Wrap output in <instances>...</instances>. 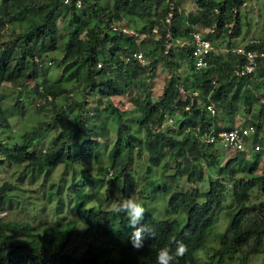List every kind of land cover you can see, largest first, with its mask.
<instances>
[{
	"label": "trees",
	"instance_id": "16d2710c",
	"mask_svg": "<svg viewBox=\"0 0 264 264\" xmlns=\"http://www.w3.org/2000/svg\"><path fill=\"white\" fill-rule=\"evenodd\" d=\"M73 1L65 3L63 0H0V83L7 80L16 84L18 78L24 75L28 67L20 68L18 63L20 59L28 58L30 66H40L44 54L61 47V56L53 58L55 66L61 73L62 69L67 71L66 78L81 82L83 90L97 95L99 100L100 97L123 93L130 87L143 85L144 77L138 79V66L131 59L124 61V57L138 50L140 43L145 40L141 38L136 42L135 38L129 36L117 23L123 15L134 13L135 2L140 5V11H145L153 1L154 7L164 2L165 9L160 13L161 24H157L155 28L157 40L154 46L144 53L153 55V67H148L152 76L156 61L166 67L170 75L154 101L150 95H145L140 101L137 98L132 99L142 104V108L139 103L135 105L141 109L136 121L144 128L142 139L137 138L129 130L119 110L108 105L107 110L110 112L108 113L112 114V119L116 123L113 129L114 140L107 151L110 165L108 171L111 170L112 174L115 168V174L103 175L104 196L98 198L95 209L86 206L92 198L91 194H87L81 185L71 182L76 199V215L84 225L82 230L75 231L82 244L80 254L64 248L65 240L73 230L71 225L64 224L61 229L54 232L58 236L62 235L64 239L60 245H56L53 243L54 235L43 231L39 237H35L27 222H11L0 215V264H157L156 256L161 247L169 245L173 251L175 250L174 239L182 241L187 246L185 255L178 258L179 264H208L206 261H199L195 252L205 244L207 233L221 208L225 197L226 177L232 180L230 192L233 203L225 210L229 217L228 224L218 236L216 246L212 248L209 256L222 262L224 256L240 249L243 251H241L243 257L256 253L264 241V200L249 204L248 191L256 187L264 192V166L261 168L262 172H254L258 156L257 160L248 163L244 160L242 151H235L236 154L221 166L217 158L219 154L215 152L213 143L196 140L192 132L186 130L187 127L195 128L199 125L201 133L213 125L205 109V103L208 101L232 114L233 102L238 99L236 94L248 93L251 90L250 86L259 88L264 85V61L256 68V75L251 77L236 76L234 69L240 64L241 58L225 51L222 56L216 50H211L208 54L209 66L206 68L196 69L192 64L189 31L207 28L206 35L210 40L240 34L238 9L244 0H196L199 7L187 12L186 17H183L177 8V0H112L110 5L107 4L97 9L98 12H94L96 16L104 17L105 25L102 27L94 24L85 30L82 27L85 22L75 12L76 6L73 5ZM65 9L71 10L67 22L70 28L61 33L58 32L56 20L63 16ZM24 18L27 22L26 29L22 35L18 34L20 37L14 34V44H7L2 38L5 36L6 26L12 25L15 19ZM144 27L145 25H142L137 32L149 33ZM82 29L84 34H81ZM8 35L10 36L9 32ZM256 39L258 42L250 47L264 50V36ZM59 40L61 44L58 43ZM179 40L187 42L179 44L177 43ZM156 48L157 52L154 53ZM181 65L191 72L183 81L178 80L175 74V70ZM118 71L122 72L119 81ZM35 74L36 68H33L28 76L33 77ZM212 79L214 84L211 83ZM37 85L34 84V90ZM39 85L43 94H50L52 97L47 103H51L57 96H65L66 87L59 83L43 82ZM178 86L187 93L196 92L191 102L188 99L184 102L177 99ZM233 86L234 93L227 95ZM38 96H41V93ZM174 100L177 101L180 110L175 125L176 131L182 133L181 137L172 134L171 126L155 129L162 122L163 110H169V104ZM83 101L81 99L73 102V105L78 107V112L69 118L63 113L65 109L72 107L71 103L67 106H57L50 118L51 121L38 122L30 130L22 133L20 141L14 142L11 146L0 138V157L8 163H23L30 168L44 169L54 168L58 164L89 163L92 158L98 160L97 150L100 147L98 139L107 137L108 133L104 118L106 115L100 117L98 110L96 113L88 112L83 107ZM185 103L189 104L186 110L182 107ZM242 105H246V109L249 110L250 99H242ZM14 107L18 113L24 114L25 106L20 98L14 103ZM248 121L255 126L249 141L252 147L258 142L260 120L256 116L255 120ZM6 123V117L0 109V125ZM52 123L59 126L52 143L37 152L29 150L36 140L45 135ZM212 127L217 130L216 126ZM79 139L81 142L77 141ZM132 143L138 145V155L143 151L147 153L150 164H157L167 153L176 159L177 173L185 172L188 177L192 175L196 180H201L202 175L199 168L195 169L192 160L202 159L209 166H216L217 172V176L208 179V186L204 191L191 188L187 191L173 190L170 193L168 197L170 210L181 209L184 212L185 220L182 225L175 219H160L145 213L135 227L145 225L154 235L150 236L146 232L143 247L140 249L131 245L133 228L122 229L128 224L126 214H116L112 211L113 206L106 205L112 199L119 201L132 196L131 184L124 178H119V171L125 168L129 160L127 156L130 151L129 145ZM180 160L183 161V165L179 167ZM235 162L237 167H231ZM236 170L242 171L246 177L237 176L233 179ZM165 187V184H160L155 188ZM9 188V182L0 183V213L8 201ZM114 194L119 198H113ZM15 233L26 235L27 240H18Z\"/></svg>",
	"mask_w": 264,
	"mask_h": 264
},
{
	"label": "rangeland",
	"instance_id": "374dc122",
	"mask_svg": "<svg viewBox=\"0 0 264 264\" xmlns=\"http://www.w3.org/2000/svg\"><path fill=\"white\" fill-rule=\"evenodd\" d=\"M244 1L245 3L241 4L238 9L240 27L239 38L241 39L249 36L263 38L264 0ZM69 2L72 3L71 0H69ZM80 2L81 6L73 5L76 6L74 8L75 12L79 14V16L82 17V21L85 22L84 26H82L84 30L92 25L94 26V24H99V26L103 27L106 23L104 17L96 16L94 12H98L97 9L107 4L110 5L112 0H83ZM153 2L145 11H140V5L135 2L134 13L123 15L118 23L120 26H124V28L130 30V32H137L142 25H145L144 28L149 32L146 33V36H142L145 42L142 44L140 43V47L137 48L139 51L143 52L147 62L146 65L141 66L133 59L140 73L138 79L142 76L144 77L143 85L140 86L139 84L130 87L123 92L122 96L112 99V102L116 104V108L121 113L122 119L128 124L129 130L139 139H142L144 136V128L136 121L140 114L142 104L132 99L137 98V100L140 101L145 95H150L154 101L158 96L157 93L161 92L164 83L170 75L166 67L160 65V63L156 61L154 63L153 77H151L152 73L149 68L150 66L153 67V55H145L144 53L148 48H152L157 40V32L153 30L157 28V24H161L160 19L162 18H160V13L165 9L164 2L158 7H154L155 3ZM177 3H179V8L181 9L180 13L183 17H186V13L194 9L192 8V3H194L193 0H177ZM48 4L50 5V3ZM189 8L192 9L189 10ZM70 13V9H65L63 16L56 20L58 32L64 33L70 28L67 24ZM179 19L181 20V18ZM152 21L153 24L151 25ZM26 27L27 22L25 18L15 19L12 25L8 24L6 26L5 36H2L3 40H6V43L9 45L14 44V34H16V36H19L18 34L22 35ZM84 30L81 34H84ZM225 38L226 36H223V38L217 37L211 40L214 50L222 56L225 54L223 51L224 44L222 43ZM58 43L61 44V40H59ZM156 52L157 48L154 53ZM61 53V47L48 51L42 56L43 62L40 66H30L28 64V58L20 59L18 61L20 68L23 69L24 66L28 67L24 75L18 78L16 84L10 83L7 80L0 83V97L2 96L0 98V109L2 114L6 117L7 122L5 125H0L1 140L8 146H11L16 141H20L22 133L30 130L40 121L48 122L53 112H55V108L63 105L67 106L71 103L72 107L70 109H65L63 114L66 115L67 118L72 117L75 112H78V107L73 105V102L81 99L84 100L83 107L88 112L93 111L96 113L98 110L100 112V117L106 115L104 118L106 120L105 125L108 129L107 137H100L98 139L100 142V147L97 150L98 160L92 158L89 163L75 162L68 165L58 164L54 168L44 169L30 168L23 163H8L4 158L2 159L0 157V183L2 181L10 183V188L8 190L9 198L0 215L11 222H27L35 237H39L43 231L54 235L53 243L56 245H60L64 239L62 235L58 236L54 234V232L61 229L64 224L71 225L73 230H71L69 238L65 240L64 248L67 250H74L75 254L78 255L82 250V244L75 231L82 230L84 225L80 223L76 215V199L71 182L81 185L87 194H91L92 198L86 206L95 209L98 205V198L104 196L105 183L102 177L104 174H108L107 171L110 169L108 168L110 165L109 159L107 158V151L114 140L115 134L113 129L116 127V123L112 119V114H109V110L103 108L101 102H96L92 94H88L83 90L81 82L66 78L67 71L62 69L63 73H61L60 69L55 66L54 59L59 58ZM48 60L52 61L47 63ZM33 68H36V74L30 77L28 74L31 73ZM190 73V70L184 65H181L175 70L178 80L181 81H183L184 78H188ZM43 82H55L66 87V97L57 96L53 98L51 103H42V107H36L37 99L34 95V84L37 83L39 85L43 84ZM233 88L234 86L229 90L227 95L234 93ZM250 89L251 90L246 94L242 92L236 94L238 99L233 102L234 110L232 112L236 113L234 116L233 114L229 115V112H226V109L221 108V106L220 108L216 107V113L220 119L230 118V122H227L228 124L243 122L245 121V116H249L251 120H255L256 116L258 117L260 120V127L257 131V143H259L263 151L259 154L258 152H254L255 154L252 152L251 154L244 155L243 158L250 163L258 156L254 172L260 173L262 172L261 168L264 166V85H261L259 88L250 86ZM19 98L25 106L24 114L18 113L17 109L14 107V103ZM245 98L250 99L251 105L249 110L251 111L246 109V105H242V99ZM137 103L141 105L140 108L135 106ZM221 121L223 120L218 121L220 125H222ZM172 123L167 125L164 124V126H171L172 134L176 137H181L182 133L176 131V125ZM58 131V124L52 123L51 127L46 130L45 135L41 139L36 140L29 150L37 152L50 145L53 141V137ZM251 135L252 133L249 135V138ZM77 141L81 142V139ZM129 147L130 151L127 156L129 160L124 166L125 168L119 171V178H124L126 182L130 183L133 187L131 197L137 198L143 202L146 208L145 213L155 218L167 220L175 219L179 221V225H182L185 220L184 212L181 209L177 211L170 210L168 205L170 193L173 190L187 191L191 188H197L199 191L206 190L208 179L217 176L216 166H209L202 159L192 160L195 169L199 168L201 170L202 178L201 180H196L192 175L188 177L185 172L181 174L177 173L175 171L177 168L176 159L167 153L157 164H150L146 152L143 151L140 155L137 154L138 145L132 143ZM213 148L215 152L219 154L217 158L221 166L236 154L235 151L224 149L219 143H213ZM178 160L179 158L177 161ZM182 165L183 161L180 160L178 166L180 167ZM231 167H237V163L231 164ZM105 168L107 171H105ZM115 171L114 168L110 175L113 176ZM237 176L246 177L240 170L235 171L233 179ZM84 180L86 183H83ZM225 181V197L222 201L221 208L218 210L214 223L207 233L205 244L195 252V255L199 261H206L208 264H264V241L256 253H252L246 257H243V251L241 249L224 256L222 262L218 261L217 258L209 256V253L213 250L212 248L216 246L218 236L228 224L229 217L225 214V210L233 203L231 198L232 192H230L232 180L226 177ZM160 184H165V189L155 188L160 186ZM248 194L250 199L249 204H256L264 200V192L256 187L251 188ZM113 198L118 199L119 196L114 194ZM116 202L118 201L112 199L108 202L109 204L107 203L106 205L108 207H114ZM106 205H103V207H107ZM132 228L133 226L128 223L127 226L122 229L130 230ZM15 235L19 238L18 240H27L24 234L15 233Z\"/></svg>",
	"mask_w": 264,
	"mask_h": 264
},
{
	"label": "built area",
	"instance_id": "2783aa9c",
	"mask_svg": "<svg viewBox=\"0 0 264 264\" xmlns=\"http://www.w3.org/2000/svg\"><path fill=\"white\" fill-rule=\"evenodd\" d=\"M65 2V0H63ZM68 3L69 0H68ZM80 0H74L73 4L76 6H80ZM208 31L205 29H192L188 33V39L190 43V51L193 67L196 69L206 68L209 66L208 63V54L211 50H214L210 37L206 35ZM186 40H179V44L186 43ZM258 40L254 37H246L242 40H238L237 36H232L230 38H225L223 40V51L229 52L231 54H235L240 56L241 62L234 69V74L236 76L241 77H251L256 75V68L260 65L262 61H264V50L259 48H251L250 45L256 44ZM136 60L137 63L141 66L146 65V59L141 51L136 50L133 51L130 55L124 57V61L128 60ZM51 61L48 60L47 63ZM211 83L214 84V79L211 80ZM38 93V94H37ZM41 93V96H38ZM41 85H37L34 95L37 99L36 107L42 105V103H47L52 100L50 94H43ZM196 94L195 91L192 93H187L181 86H178V95L177 99L180 101H186L187 99L191 102L193 96ZM174 100L169 104V110H163V119L159 126L155 127V129L162 128L167 124H175L177 118L179 117V106ZM183 109H188L189 104L185 103ZM205 109L208 111L210 116H214L216 114V107L211 102L208 101L205 103ZM186 130L192 132L193 137L197 140H200L203 143H219L221 147L226 150L232 151H242L244 154H249L252 150H258V144H255L253 148L249 145V135L254 133L255 126L249 122L248 120L245 122H234L229 125H222L214 130L212 126L208 127L206 131L200 133V126L197 125L194 127H187ZM111 174V170L108 171V175Z\"/></svg>",
	"mask_w": 264,
	"mask_h": 264
},
{
	"label": "clouds",
	"instance_id": "9594fccd",
	"mask_svg": "<svg viewBox=\"0 0 264 264\" xmlns=\"http://www.w3.org/2000/svg\"><path fill=\"white\" fill-rule=\"evenodd\" d=\"M65 3H68V0H65ZM253 146L254 145H252L251 148H253ZM258 146V150H252L249 154H251L252 152L262 153L263 150L261 146L259 144ZM112 211L116 214H126L128 223L133 226V232L130 237V242L133 248L140 249L143 247L144 234L146 232L150 236L154 235L151 229L146 227L145 225L135 227L143 219V215L146 211V208L141 200L132 197L122 198L115 203ZM174 242L176 243L174 251L169 245H165L164 247H161L159 249L156 256L157 264H174V262L175 264H179L178 258L185 255V253L187 252V246L182 241H175L174 239Z\"/></svg>",
	"mask_w": 264,
	"mask_h": 264
},
{
	"label": "crops",
	"instance_id": "0c3cea01",
	"mask_svg": "<svg viewBox=\"0 0 264 264\" xmlns=\"http://www.w3.org/2000/svg\"><path fill=\"white\" fill-rule=\"evenodd\" d=\"M193 2L194 3H192V8H194L193 10H195V8H197V7H199L197 4H196V1L195 0H193ZM245 3V1L242 3V4H244ZM181 4V3H180ZM177 8L181 11V9L179 8V3H178V5H177ZM192 8H189V10H191ZM192 11V10H191ZM119 23V22H118ZM117 23V25L119 26V27H122L123 29V31H125L126 33H128V35L129 36H132V37H134L135 39V41L136 42H138L141 38H142V36H146V34L145 33H138V32H130V30H128V29H126V28H124V26H120L119 24ZM154 32H155V30H153ZM239 35L240 34H238V35H236L237 36V38H238V40H242V39H244V38H239ZM249 37H251V36H249ZM178 43V42H177ZM138 70V69H137ZM113 73V72H112ZM118 73L120 74V76H119V79H117V81H119L120 80V77L122 76V72L121 71H118ZM138 75H140V73H139V71H138ZM111 76H113L112 74H111ZM153 77V76H152ZM162 91V90H161ZM161 92H159V93H157V95H159ZM89 94V93H88ZM90 94H92V93H90ZM122 94L123 93H116V94H111V95H108V96H105V97H100V100L98 99V96L97 95H93L94 97H95V101L96 102H98V103H100L101 102V105H102V107L103 108H105V109H108V105H110V106H113V107H115L116 108V104L115 103H113L112 102V99L113 98H117V97H119V96H122ZM129 102V101H128ZM130 104H131V102H130ZM125 106V105H124ZM107 107V108H106ZM220 108V107H219ZM249 111H251V110H249ZM216 112H217V109H216ZM229 115H232L233 114V116L236 114V113H228ZM248 115V114H247ZM210 116V115H209ZM211 117V122L213 123V125L212 126H216V128H218L219 126H222V125H224V126H226V125H229L227 122H230V118H227V119H220L219 118V116H218V114L216 113L214 116H210ZM222 117V116H221ZM222 118H224V117H222ZM219 120H223V121H221V124L222 125H220V122H218ZM244 120L245 121H247V120H251L250 119V117L249 116H245V118H244ZM245 121H243V122H245Z\"/></svg>",
	"mask_w": 264,
	"mask_h": 264
}]
</instances>
